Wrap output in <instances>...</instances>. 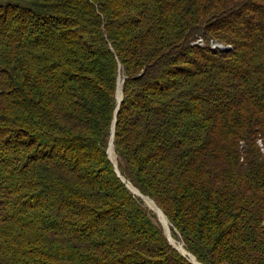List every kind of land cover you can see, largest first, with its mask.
Segmentation results:
<instances>
[{
    "label": "trees",
    "instance_id": "obj_1",
    "mask_svg": "<svg viewBox=\"0 0 264 264\" xmlns=\"http://www.w3.org/2000/svg\"><path fill=\"white\" fill-rule=\"evenodd\" d=\"M114 122L186 252L264 264V0H0V264H193Z\"/></svg>",
    "mask_w": 264,
    "mask_h": 264
},
{
    "label": "bare ground",
    "instance_id": "obj_2",
    "mask_svg": "<svg viewBox=\"0 0 264 264\" xmlns=\"http://www.w3.org/2000/svg\"><path fill=\"white\" fill-rule=\"evenodd\" d=\"M201 44H202V42H201ZM220 46H221V45H220ZM226 48H228V47H223V49H226ZM121 96H122V95H121V83H120L119 90H118V93H117V98H118V99H121ZM108 152H109L110 157L112 158V160H115V153H114V147H113V145H111V146L109 147ZM129 186H130L131 191H132L133 193H135L136 196H138L139 198H141V199L143 200V202L146 204V206H147L150 210H152V211L155 213V215H156L158 221H159L160 224L162 225V227H163V229H164L166 235H167L168 238L170 239L171 243H172L175 247H177L181 252L185 253L186 250H185L183 244L180 243L179 241L175 240V239L172 237V235L170 234V228H169L170 224H169V222H168L166 216L163 214V212L157 207V205H156L151 199H149V197H146V196L142 195V194H141L136 188H134L131 184H129Z\"/></svg>",
    "mask_w": 264,
    "mask_h": 264
},
{
    "label": "water",
    "instance_id": "obj_3",
    "mask_svg": "<svg viewBox=\"0 0 264 264\" xmlns=\"http://www.w3.org/2000/svg\"><path fill=\"white\" fill-rule=\"evenodd\" d=\"M120 83H121V86H122L123 80H119V82H118L117 93H118V90H119ZM121 95H122V96H121V99H118V98H117V104H118V105H117V110H118V107H119V105H120V103H121V101H122V98H123L122 88H121ZM117 110H116V111H117ZM114 127H115V122L113 123L112 136H111V140H110L109 147H110L111 145H113ZM114 153H115V152H114ZM108 156H109V159H110V160L113 162V164H114V167H115V171H116V173L119 175V177H120V178L122 179V181L125 183V179H124L123 177L120 176L119 171H118V169H117L116 156H115V160H112V158L110 157L109 152H108ZM125 184H126L127 188L131 191L130 186H129L130 183H125ZM131 192H132V191H131ZM132 193H133V192H132ZM133 195L136 196L135 193H133ZM166 237H167V239L169 240L170 244H171L175 249H177V250H178L183 256H188L189 260H190L193 264H199V263L195 260V258H194L193 255L189 254L188 252H185V253L181 252L177 247H175V246L171 243V241H170V239L168 238L167 235H166Z\"/></svg>",
    "mask_w": 264,
    "mask_h": 264
},
{
    "label": "rangeland",
    "instance_id": "obj_4",
    "mask_svg": "<svg viewBox=\"0 0 264 264\" xmlns=\"http://www.w3.org/2000/svg\"><path fill=\"white\" fill-rule=\"evenodd\" d=\"M201 42H202V44H201ZM197 43L200 45V46H205V42L204 41H202V40H198L197 41ZM210 44V47L213 49V50H216V49H223V47L224 46H220V44H218L217 42H210L209 43ZM131 192V191H130ZM133 194V193H132ZM136 197H138V196H136ZM139 198V197H138ZM140 200L143 202V200L140 198ZM143 204H144V206H146V204L143 202ZM147 207V206H146ZM170 224V223H169ZM169 228H170V234H172V231H171V225L169 226ZM164 233H165V231H164ZM165 235H166V233H165ZM175 240H177V241H179L180 243H182L181 242V240L179 239V238H176ZM183 244V243H182ZM184 246V245H183Z\"/></svg>",
    "mask_w": 264,
    "mask_h": 264
}]
</instances>
